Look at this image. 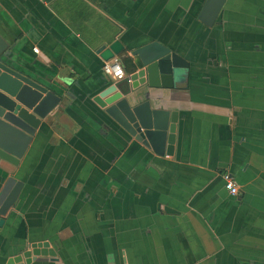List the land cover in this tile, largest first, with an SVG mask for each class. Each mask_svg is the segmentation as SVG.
<instances>
[{
    "label": "crops",
    "instance_id": "obj_1",
    "mask_svg": "<svg viewBox=\"0 0 264 264\" xmlns=\"http://www.w3.org/2000/svg\"><path fill=\"white\" fill-rule=\"evenodd\" d=\"M203 1L0 0L11 64L59 97L12 172L0 164V187L21 183L0 264L41 242L47 264H264V0H225L210 28ZM113 40L132 65L149 42L188 63L184 89L148 97L176 112L171 155L92 102L112 82L95 49Z\"/></svg>",
    "mask_w": 264,
    "mask_h": 264
},
{
    "label": "water",
    "instance_id": "obj_2",
    "mask_svg": "<svg viewBox=\"0 0 264 264\" xmlns=\"http://www.w3.org/2000/svg\"><path fill=\"white\" fill-rule=\"evenodd\" d=\"M225 0H204L196 20L210 28ZM123 46L118 40L95 49L102 62L119 56ZM135 58L131 73L104 85L92 102L126 135L156 156L171 155L176 112L158 103L152 106V91L184 89L188 63L156 42H149L130 52ZM149 97V98H148ZM156 97V96H155ZM59 103L51 90L16 70L9 48L0 41V164L12 172L25 152L40 122ZM21 183L8 177L0 187V228L3 217L14 205ZM47 258H50L47 260ZM54 252L45 242L25 245L6 264H47Z\"/></svg>",
    "mask_w": 264,
    "mask_h": 264
},
{
    "label": "built area",
    "instance_id": "obj_3",
    "mask_svg": "<svg viewBox=\"0 0 264 264\" xmlns=\"http://www.w3.org/2000/svg\"><path fill=\"white\" fill-rule=\"evenodd\" d=\"M36 52V50H33ZM102 72L109 77L111 80H120L124 77L123 71L120 69L118 60L112 58L102 65ZM223 182V188L230 196H235L238 192V188L233 180V178L225 173L221 176Z\"/></svg>",
    "mask_w": 264,
    "mask_h": 264
},
{
    "label": "trees",
    "instance_id": "obj_4",
    "mask_svg": "<svg viewBox=\"0 0 264 264\" xmlns=\"http://www.w3.org/2000/svg\"><path fill=\"white\" fill-rule=\"evenodd\" d=\"M121 57L118 58V61ZM123 58V57H122ZM122 62H124V71L125 73H131L133 71V65L131 63V61L129 60V58H123L120 59Z\"/></svg>",
    "mask_w": 264,
    "mask_h": 264
}]
</instances>
